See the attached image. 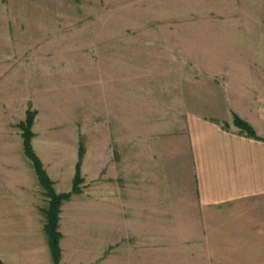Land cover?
Returning a JSON list of instances; mask_svg holds the SVG:
<instances>
[{"label":"rangeland","instance_id":"rangeland-1","mask_svg":"<svg viewBox=\"0 0 264 264\" xmlns=\"http://www.w3.org/2000/svg\"><path fill=\"white\" fill-rule=\"evenodd\" d=\"M240 93L263 99L264 0H0V133L21 140L33 115L32 147L58 195L73 192L83 151L59 232L61 220L81 225L85 264H264V237L246 229L260 205L202 236L170 220L196 210L160 182L187 116Z\"/></svg>","mask_w":264,"mask_h":264},{"label":"crops","instance_id":"crops-1","mask_svg":"<svg viewBox=\"0 0 264 264\" xmlns=\"http://www.w3.org/2000/svg\"><path fill=\"white\" fill-rule=\"evenodd\" d=\"M243 95L237 94L236 102L226 95L225 101L210 104L205 113H190L179 136L182 146L176 168H168L165 151L163 165L160 164V182L170 198L177 205L192 203L196 210L192 214L177 211L170 220L190 221L192 229L203 231L202 236L226 232L228 225L236 221V207L260 205L264 212V95L261 102ZM234 114L255 130L257 138L234 125ZM7 138V134L0 133V261L55 264L43 214L49 200L34 176L35 170L25 160L22 136L17 142ZM57 192L62 193L58 189ZM98 221L96 233L101 237L103 213ZM61 222V264H85L90 251L81 239L84 230H80L79 223L68 228ZM246 229L252 230L247 235L264 237V217L258 216L256 223ZM144 242L150 243V237ZM99 255L103 257L102 250Z\"/></svg>","mask_w":264,"mask_h":264},{"label":"trees","instance_id":"trees-1","mask_svg":"<svg viewBox=\"0 0 264 264\" xmlns=\"http://www.w3.org/2000/svg\"><path fill=\"white\" fill-rule=\"evenodd\" d=\"M33 125H34V117L29 113L26 121L20 124L19 128L23 132L22 137L24 142L25 155L33 164L39 183L43 188L46 197L50 199V208L48 211L45 212V217H46L45 231L49 239V246L51 249L54 262L55 264H60L61 261L60 243H61L62 235L59 232V220H60L59 216L61 214V206L65 201H68L72 195L80 193V190H78L77 187L81 182L80 168H81V160L83 158L84 153L83 151H81L80 153V162L77 166L78 174L74 182L73 192L66 195H58L54 190V183L49 178L40 159L33 150L32 147V140L34 138V135L32 133ZM234 125L242 132L246 133L249 137L257 138L255 130L248 123L241 120L237 116L234 117ZM0 264L3 263L0 261Z\"/></svg>","mask_w":264,"mask_h":264}]
</instances>
